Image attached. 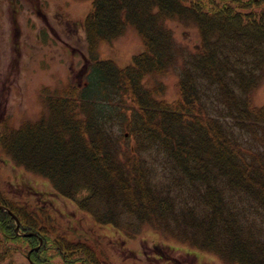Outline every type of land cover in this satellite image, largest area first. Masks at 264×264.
Wrapping results in <instances>:
<instances>
[{
    "label": "trees",
    "instance_id": "16d2710c",
    "mask_svg": "<svg viewBox=\"0 0 264 264\" xmlns=\"http://www.w3.org/2000/svg\"><path fill=\"white\" fill-rule=\"evenodd\" d=\"M173 23L200 41L177 38ZM129 26L144 46L133 64L102 59L100 44ZM83 28L79 80L43 87L36 118L16 126L1 115L0 155L128 238L151 228L225 264H264V105L254 104L264 0H93ZM173 72L178 97L168 101ZM9 208L36 235H17L0 210V264H14L12 242L27 243L35 264H112L90 231L83 240Z\"/></svg>",
    "mask_w": 264,
    "mask_h": 264
},
{
    "label": "rangeland",
    "instance_id": "374dc122",
    "mask_svg": "<svg viewBox=\"0 0 264 264\" xmlns=\"http://www.w3.org/2000/svg\"><path fill=\"white\" fill-rule=\"evenodd\" d=\"M92 8L93 0H0V114H10L11 125L38 116L42 87L79 80V73L88 66L83 23ZM171 25L177 38L192 45L200 41L196 28ZM143 50L140 35L129 26L112 43L102 42L99 56L126 67ZM177 80L174 72L164 79L167 88L163 97L168 101L178 97ZM254 104L264 105V81L255 93ZM0 189L2 204L19 209V213L30 211L38 223L45 217L50 222L55 218L59 228L66 227L69 235L83 240L90 231V236L103 242L112 264H225L213 253L166 239L151 228L128 238L117 228L99 225L74 201L60 195L48 179L17 166L5 154L0 155ZM40 231L44 234L46 229ZM1 237L6 241L0 229ZM9 245L14 264H28L27 243L24 247L17 242Z\"/></svg>",
    "mask_w": 264,
    "mask_h": 264
},
{
    "label": "water",
    "instance_id": "95a60500",
    "mask_svg": "<svg viewBox=\"0 0 264 264\" xmlns=\"http://www.w3.org/2000/svg\"><path fill=\"white\" fill-rule=\"evenodd\" d=\"M0 209H4V210H6V211H8V212L11 213V215H12V216L15 218V220H16V224H17L16 230L18 231V230H19V227H20V220H19V218H18L13 212L9 211L8 208L4 207L3 205H0ZM32 234H33V233L26 234V235L30 236V235H32ZM28 257L30 258V253L28 254Z\"/></svg>",
    "mask_w": 264,
    "mask_h": 264
}]
</instances>
